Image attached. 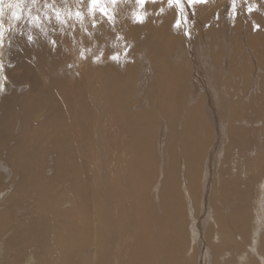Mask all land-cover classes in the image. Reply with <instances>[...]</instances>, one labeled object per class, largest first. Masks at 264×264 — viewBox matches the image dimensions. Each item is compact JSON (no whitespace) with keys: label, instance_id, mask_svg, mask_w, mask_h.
<instances>
[{"label":"bare ground","instance_id":"1","mask_svg":"<svg viewBox=\"0 0 264 264\" xmlns=\"http://www.w3.org/2000/svg\"><path fill=\"white\" fill-rule=\"evenodd\" d=\"M107 7L36 0L4 36L0 264H195L187 201L210 264H260L264 0Z\"/></svg>","mask_w":264,"mask_h":264},{"label":"rangeland","instance_id":"2","mask_svg":"<svg viewBox=\"0 0 264 264\" xmlns=\"http://www.w3.org/2000/svg\"><path fill=\"white\" fill-rule=\"evenodd\" d=\"M244 47L246 49V46L243 45V50H244ZM210 154H212V153H210ZM210 154L208 153V156H207V160L209 162L207 161V166H208L207 169H208V171H207L206 176L208 174L209 175H208V178H205L206 180L203 178V182L201 183L203 186L201 185V188H200V191H201L202 194H200L199 199L201 200L202 204H203L202 200L204 201V203L206 201V200H204V198H205V194L204 193H205V191H207V184H208V189H212V185H213L214 179H215L214 176H215L216 171H217L216 168H218V164H219L218 162L212 163V155H210ZM210 163H212V164H210ZM205 181H206L207 184H205L206 186L204 187V182ZM208 199H209V196H208ZM187 202L189 203V201H187ZM188 203L185 204V207H187V208H185V211H186L185 214L188 217L189 221H191L193 219L195 220V217H193V216H195V214L197 215V220H195L196 221L195 224H197V225L196 226L192 225L191 229H190L191 237H192V235H193V237H192V240L190 241V244H192V245L190 247L191 252H189V253H192L194 258H195L196 254H197L196 259H195L197 264H210L211 256H210V253L208 254V250L206 248L207 247V244H206L207 241H205V243H204V240H205V237H206L207 230L209 229L210 225L213 223L212 218L209 215V214H211V210H210V208L208 209L209 206H207V205L205 206L204 204L201 205V206L196 207V206H192V203L191 204L190 203L188 204ZM262 224L263 223H261L260 225H262ZM262 232H263V230L260 231V233H262ZM200 234H201V236H200ZM249 247H250V245H249ZM249 249H252V248H249ZM198 253H199V255H198ZM253 254L255 255L256 253H253ZM241 261L243 263L248 261V257L247 258L242 257V259L240 261H239V258H238V262H241ZM196 262H195V264H196ZM260 262H259L260 264H262V262L264 264L263 260L260 261Z\"/></svg>","mask_w":264,"mask_h":264},{"label":"clouds","instance_id":"3","mask_svg":"<svg viewBox=\"0 0 264 264\" xmlns=\"http://www.w3.org/2000/svg\"><path fill=\"white\" fill-rule=\"evenodd\" d=\"M36 7V0H0V49L4 45V36L6 32L18 31L17 24L24 16H33L32 9ZM50 7V5H49ZM32 21L30 20L29 23ZM4 55L0 51V57ZM0 90H2V83H0Z\"/></svg>","mask_w":264,"mask_h":264},{"label":"snow or ice","instance_id":"4","mask_svg":"<svg viewBox=\"0 0 264 264\" xmlns=\"http://www.w3.org/2000/svg\"><path fill=\"white\" fill-rule=\"evenodd\" d=\"M204 0H188V3L191 5V4H195V3H203ZM233 2H235V0H233ZM117 3V0H87V4H88V8H89V11L91 13H96L97 11H99V13L104 16L105 18H108V19H111L109 17V9L107 7L108 4H116ZM135 3L138 4V5H145L147 3V0H135ZM168 3L171 5V4H181L183 3V0H168ZM249 11H252L253 9L250 7L248 9ZM71 14V13H70ZM74 15L78 18H82V13L77 10ZM56 16H57V19L60 18V13L57 12L56 13ZM34 20H38L39 17H34L33 18ZM140 16L139 14H137V20H140ZM256 27H259L258 25ZM27 39L29 41H31L33 39V37L29 34L27 36ZM52 43H55L54 41H52Z\"/></svg>","mask_w":264,"mask_h":264}]
</instances>
